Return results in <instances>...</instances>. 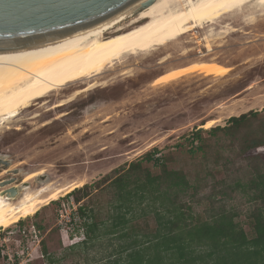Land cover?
I'll return each instance as SVG.
<instances>
[{"label":"rangeland","instance_id":"374dc122","mask_svg":"<svg viewBox=\"0 0 264 264\" xmlns=\"http://www.w3.org/2000/svg\"><path fill=\"white\" fill-rule=\"evenodd\" d=\"M247 13L250 22L241 19L244 14L223 16L184 35L176 48L127 56L94 78L34 101L0 127V189L16 187L17 195L25 186L33 191L46 183L51 190L72 181L93 185L86 193H63L35 215L0 229V264H15L14 257L16 264H109L124 259L126 253L116 250L127 239H117L119 233L93 240L85 223L107 222L116 189L103 178L113 179L115 171L136 162L152 176L163 168L184 175L187 190L172 188L167 194L191 207H183L185 213L206 219L223 209L235 215L249 238L254 236L249 215L259 202L250 200L247 185L251 171L264 165V147L251 150L248 145L264 136V10ZM208 27L214 30L207 35ZM200 62L230 70L222 77L195 71L161 81L171 70ZM88 84L93 88L86 91ZM251 111L259 114L236 130L209 133ZM210 119L218 122L201 127ZM200 128L197 140L194 132ZM148 152L157 161H146ZM35 173L41 174L23 183ZM67 216L71 224L65 223ZM130 225L139 234L157 227L153 212Z\"/></svg>","mask_w":264,"mask_h":264},{"label":"bare ground","instance_id":"6f19581e","mask_svg":"<svg viewBox=\"0 0 264 264\" xmlns=\"http://www.w3.org/2000/svg\"><path fill=\"white\" fill-rule=\"evenodd\" d=\"M249 9L264 10V0H146L99 27L41 44L0 50V127L34 101L76 81L94 78L127 56L176 48L184 35L213 25L223 16L244 14L241 19L250 22L251 13L245 14ZM213 30L209 28L207 35ZM195 71L222 77L229 68L213 62L192 63L171 70L161 81L177 80ZM92 88L93 84H88L86 91ZM216 122L210 119L201 127L208 129ZM40 174H30L23 183ZM82 185V181H72L51 190L46 183L33 191L25 186L15 197L10 191L16 187L1 188L0 229L35 215L41 207Z\"/></svg>","mask_w":264,"mask_h":264},{"label":"trees","instance_id":"16d2710c","mask_svg":"<svg viewBox=\"0 0 264 264\" xmlns=\"http://www.w3.org/2000/svg\"><path fill=\"white\" fill-rule=\"evenodd\" d=\"M258 114L251 111L231 117L227 121L229 126L212 127L209 133L236 130L249 116ZM201 130L194 132L197 140L201 139ZM248 147L251 150L264 147V136L249 141ZM152 156V153H146V161H157ZM115 173L117 176L113 179L103 178L116 189L112 214L107 222L99 224L103 226V231L96 223H85L87 233L92 235L93 240L119 233L117 239H127L116 250L118 254L126 253V257L110 261L109 264H264V165L251 171V180L247 185L252 191L250 200L259 202L249 215L254 233L251 238L234 220L235 215L231 212L220 209L201 219L192 215L191 211L185 213L182 209L190 210L191 207L173 202L167 194L170 189L184 193L188 188L184 175L179 171L163 168L160 175L152 176L141 168L140 162H136L130 163L126 170ZM131 173L135 175L132 177ZM92 186L84 184L70 194L86 193ZM76 201H80L78 197ZM78 210L83 215L82 207ZM148 212L154 213L157 227L153 233L139 234L130 224ZM17 259L14 257L15 264Z\"/></svg>","mask_w":264,"mask_h":264},{"label":"water","instance_id":"95a60500","mask_svg":"<svg viewBox=\"0 0 264 264\" xmlns=\"http://www.w3.org/2000/svg\"><path fill=\"white\" fill-rule=\"evenodd\" d=\"M145 1L0 0V50L41 44L99 27ZM2 163L6 167V161ZM10 192L15 197L17 188Z\"/></svg>","mask_w":264,"mask_h":264},{"label":"built area","instance_id":"2783aa9c","mask_svg":"<svg viewBox=\"0 0 264 264\" xmlns=\"http://www.w3.org/2000/svg\"><path fill=\"white\" fill-rule=\"evenodd\" d=\"M71 222H72V219L70 218V216L69 217L67 216L66 219H65V223L66 224H71Z\"/></svg>","mask_w":264,"mask_h":264},{"label":"crops","instance_id":"0c3cea01","mask_svg":"<svg viewBox=\"0 0 264 264\" xmlns=\"http://www.w3.org/2000/svg\"><path fill=\"white\" fill-rule=\"evenodd\" d=\"M230 70V69H229Z\"/></svg>","mask_w":264,"mask_h":264}]
</instances>
